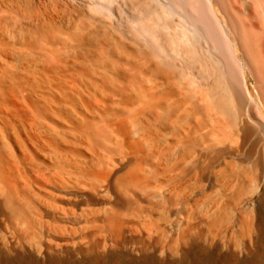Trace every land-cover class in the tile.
I'll return each mask as SVG.
<instances>
[{
	"label": "bare ground",
	"instance_id": "obj_1",
	"mask_svg": "<svg viewBox=\"0 0 264 264\" xmlns=\"http://www.w3.org/2000/svg\"><path fill=\"white\" fill-rule=\"evenodd\" d=\"M0 264H264V0H0Z\"/></svg>",
	"mask_w": 264,
	"mask_h": 264
},
{
	"label": "rangeland",
	"instance_id": "obj_2",
	"mask_svg": "<svg viewBox=\"0 0 264 264\" xmlns=\"http://www.w3.org/2000/svg\"><path fill=\"white\" fill-rule=\"evenodd\" d=\"M257 197H258V196H256L254 200H256V199H257ZM249 203H252V202L250 201Z\"/></svg>",
	"mask_w": 264,
	"mask_h": 264
}]
</instances>
